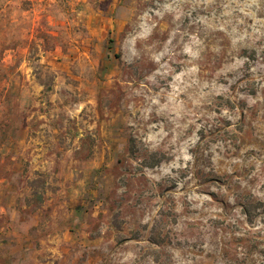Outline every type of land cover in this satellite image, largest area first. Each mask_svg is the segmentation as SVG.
Returning <instances> with one entry per match:
<instances>
[{
	"label": "rangeland",
	"instance_id": "obj_1",
	"mask_svg": "<svg viewBox=\"0 0 264 264\" xmlns=\"http://www.w3.org/2000/svg\"><path fill=\"white\" fill-rule=\"evenodd\" d=\"M0 264H264V0H0Z\"/></svg>",
	"mask_w": 264,
	"mask_h": 264
}]
</instances>
